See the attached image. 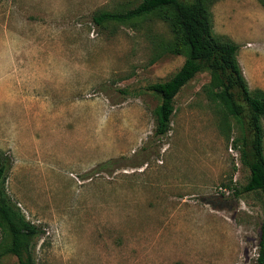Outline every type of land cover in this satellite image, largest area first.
Listing matches in <instances>:
<instances>
[{
	"label": "rangeland",
	"instance_id": "1",
	"mask_svg": "<svg viewBox=\"0 0 264 264\" xmlns=\"http://www.w3.org/2000/svg\"><path fill=\"white\" fill-rule=\"evenodd\" d=\"M141 0H0V152L4 190L37 234L34 264H257L264 194L249 179L197 74L154 135L159 95L184 58L156 15L95 26L99 11ZM212 31L239 49L250 90H264V5L215 0ZM234 168L236 171H234ZM227 185L230 186L227 187ZM5 244L8 243L0 235ZM0 264H20L5 253Z\"/></svg>",
	"mask_w": 264,
	"mask_h": 264
},
{
	"label": "trees",
	"instance_id": "2",
	"mask_svg": "<svg viewBox=\"0 0 264 264\" xmlns=\"http://www.w3.org/2000/svg\"><path fill=\"white\" fill-rule=\"evenodd\" d=\"M215 0H141L125 11H99L92 16L95 26L133 24L156 15L169 27L173 38L157 43L152 63L165 54L182 56L180 68L166 81L147 87L161 98L154 109V135L162 137L170 131L174 98L197 74L208 72L210 80L203 86L207 98L221 116L222 129H230L229 119L236 121L240 136L233 147L240 161L249 170V179L235 195L250 192L264 194V90H250L237 61L238 45L212 31L211 6ZM264 5V0H261ZM9 169L8 158L0 152V258L13 254L20 264H34L30 241L38 235L13 206L4 190ZM234 171L236 169L234 168ZM227 187L230 188L229 185ZM257 264H264V222L260 226Z\"/></svg>",
	"mask_w": 264,
	"mask_h": 264
}]
</instances>
